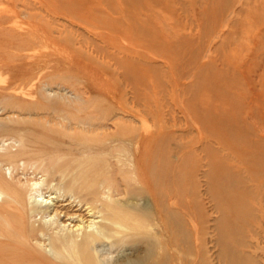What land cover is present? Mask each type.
<instances>
[{"label":"rangeland","instance_id":"obj_1","mask_svg":"<svg viewBox=\"0 0 264 264\" xmlns=\"http://www.w3.org/2000/svg\"><path fill=\"white\" fill-rule=\"evenodd\" d=\"M14 103L42 121L53 107L72 117L84 107L112 108L94 128L69 130L88 137L143 121L152 138L139 159L172 153L183 202L194 190L211 207L209 172L227 177L216 191L238 192L233 174L242 172L263 196L264 0H0V121L22 117ZM60 119L51 126L62 130ZM1 133L0 144L16 149ZM256 227L264 241V219Z\"/></svg>","mask_w":264,"mask_h":264},{"label":"bare ground","instance_id":"obj_2","mask_svg":"<svg viewBox=\"0 0 264 264\" xmlns=\"http://www.w3.org/2000/svg\"><path fill=\"white\" fill-rule=\"evenodd\" d=\"M12 105L22 117L0 121L1 135L18 143L16 149L5 139L0 144V264L264 263L256 227L264 219V195L242 172L233 174L241 192L214 190L227 177L209 172L204 177L211 207L194 190L183 202L173 186L181 166L170 168L172 153L139 159L143 140L152 138L143 121L116 122L114 133L88 137L69 130L94 128L96 119L115 114L112 108L84 107L78 110L84 116L72 117L53 107L50 121H42L30 107ZM57 118L67 120L58 121L62 130L51 126ZM30 170L34 177L25 178Z\"/></svg>","mask_w":264,"mask_h":264}]
</instances>
